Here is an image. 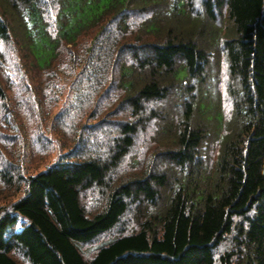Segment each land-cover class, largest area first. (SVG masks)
Wrapping results in <instances>:
<instances>
[{
  "label": "trees",
  "instance_id": "obj_1",
  "mask_svg": "<svg viewBox=\"0 0 264 264\" xmlns=\"http://www.w3.org/2000/svg\"><path fill=\"white\" fill-rule=\"evenodd\" d=\"M0 183V264H264V0H0Z\"/></svg>",
  "mask_w": 264,
  "mask_h": 264
},
{
  "label": "rangeland",
  "instance_id": "obj_2",
  "mask_svg": "<svg viewBox=\"0 0 264 264\" xmlns=\"http://www.w3.org/2000/svg\"><path fill=\"white\" fill-rule=\"evenodd\" d=\"M4 71V77L1 78L2 80V84L3 86L8 89V87H6V80L7 78H14V76H18V71L13 69L11 71V69H6V70H3ZM49 77H53L51 79V81H48L43 79L44 83L46 84V82H57L58 83V87L54 86L53 89H52V98L53 97H56L57 94H55L57 88H61L63 90V82L61 81L60 79V76H59V73H57V75H53V73H50ZM64 96H61L60 98H63ZM111 101V100H110ZM42 105H43V108L45 110H47L48 112H50V107L46 104V102H42ZM61 107V102H58V104L52 109L51 111V114H53L54 112H56L59 108ZM97 111L96 113H101V118L103 119H111V116H109V112L111 111V107L108 108V103H106V99L103 101V103H101L98 107H96ZM90 112H91V109H90ZM107 113V114H106ZM106 114V115H105ZM171 117V115H170ZM32 117L30 118H25L24 119V126L21 127V129H25V134L27 132V136L28 134H31L32 131H34V127H37L35 125H33V121H31ZM34 119V118H33ZM85 122V123H88V122H94L93 119H91V116H90V113L89 111H87L86 109H84L81 114H80V123L81 122ZM109 123L108 121L101 124V126H99L98 131L102 130V132H106L108 131L107 127L105 128V126H107ZM97 125V124H95ZM24 134V133H23ZM150 135V132H147V133H142L140 135V137L137 138V140L135 141V144H134V147L131 150V153L129 154V156L125 159V165H130L132 164L133 160L139 162L141 165L142 163L145 161L143 160L142 158V151L145 149L146 146H148L147 149L144 150V153L146 156L149 155V153L151 152V148L155 145L154 142H152L151 140L148 139ZM15 139H16V136H15ZM25 145L26 146H29V139L27 137V140H25ZM212 147V144L210 143V146L208 144V148ZM23 149V147H22ZM55 149L56 147H54V150L52 153L50 154H44L42 155V160L38 161L37 163H34V166L37 167V169L43 167L47 161V159L50 161L54 158V156L56 155V152H55ZM210 153V159H212L214 156H215V153L214 151L211 149V151L209 152ZM25 155L29 158L30 155H31V152H29L28 149H26V153ZM41 158V157H39ZM211 165V164H210ZM128 170V169H127ZM19 194H15V191L13 189H10V188H7L6 186H4L3 184L0 183V205L3 206V205H7L9 202L13 201ZM92 211H95V208H92L90 210V212ZM17 227H20V225H18Z\"/></svg>",
  "mask_w": 264,
  "mask_h": 264
},
{
  "label": "water",
  "instance_id": "obj_3",
  "mask_svg": "<svg viewBox=\"0 0 264 264\" xmlns=\"http://www.w3.org/2000/svg\"><path fill=\"white\" fill-rule=\"evenodd\" d=\"M31 226H32L34 229H36V227L34 226V224H31Z\"/></svg>",
  "mask_w": 264,
  "mask_h": 264
}]
</instances>
